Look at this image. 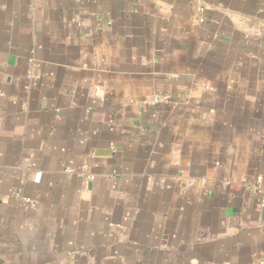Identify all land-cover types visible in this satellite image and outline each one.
Returning <instances> with one entry per match:
<instances>
[{
	"label": "crops",
	"instance_id": "1",
	"mask_svg": "<svg viewBox=\"0 0 264 264\" xmlns=\"http://www.w3.org/2000/svg\"><path fill=\"white\" fill-rule=\"evenodd\" d=\"M0 264H264V0H0Z\"/></svg>",
	"mask_w": 264,
	"mask_h": 264
},
{
	"label": "built area",
	"instance_id": "2",
	"mask_svg": "<svg viewBox=\"0 0 264 264\" xmlns=\"http://www.w3.org/2000/svg\"><path fill=\"white\" fill-rule=\"evenodd\" d=\"M162 97L160 95L155 97V101H159ZM82 169H85V167H83ZM68 171H72V170H68ZM91 178H93L92 174L90 175ZM42 180V172H36L35 176H34V182L39 184ZM26 199V198H25Z\"/></svg>",
	"mask_w": 264,
	"mask_h": 264
}]
</instances>
